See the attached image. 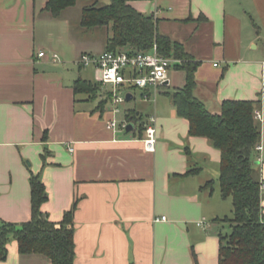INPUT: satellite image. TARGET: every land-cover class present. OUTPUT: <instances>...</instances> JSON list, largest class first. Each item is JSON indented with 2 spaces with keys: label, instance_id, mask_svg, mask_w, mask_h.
I'll return each instance as SVG.
<instances>
[{
  "label": "crops",
  "instance_id": "crops-1",
  "mask_svg": "<svg viewBox=\"0 0 264 264\" xmlns=\"http://www.w3.org/2000/svg\"><path fill=\"white\" fill-rule=\"evenodd\" d=\"M47 1L0 0V222L30 219L33 174L45 186L40 209L50 221L60 223L77 203L74 264H218L219 233L223 219L232 217V203L227 215L226 199L214 190L220 152L207 138L190 136L188 121L173 105L171 96L183 88L185 73L172 68L169 85L157 94L149 91L147 99L140 91V110L122 108L135 101L136 90L127 93L117 113L107 97L110 89L101 96L75 95L74 81L91 82L89 72L100 86L99 71L77 61L83 53L105 50L103 44L91 50L87 37L104 27H81L77 3L52 18L44 11ZM129 4L157 19L158 32L200 63L193 95L208 112L219 114L226 100L264 102V0ZM132 112L134 123L126 119ZM262 112L255 165L264 194ZM150 118L153 152L142 141ZM111 121L115 128L108 127ZM122 122L132 130L122 129ZM207 182L211 188L204 187ZM161 217L166 219L155 221ZM0 264L50 262L20 255L10 239Z\"/></svg>",
  "mask_w": 264,
  "mask_h": 264
},
{
  "label": "trees",
  "instance_id": "trees-1",
  "mask_svg": "<svg viewBox=\"0 0 264 264\" xmlns=\"http://www.w3.org/2000/svg\"><path fill=\"white\" fill-rule=\"evenodd\" d=\"M109 1L108 5L99 6L98 0H94L84 7L80 26L107 28L105 51L148 52L155 45L162 56L180 60L176 68L185 73V84L171 96L176 113L188 121L190 136L207 138L220 152L219 190L222 199H231L232 217L223 219L230 225V234L219 233L218 264H264V207L261 204L264 194L255 165L261 126L254 117L261 101L226 100L219 114L208 112L193 95L195 72L200 63L179 43L158 32L157 19L135 10L129 0ZM76 3L77 0H48L44 11L58 18ZM72 88L75 95L94 97L99 85L78 78ZM107 97L110 98L109 93ZM134 115L129 113L126 119L134 123L137 121ZM29 186L30 219L20 225L0 222V261L5 260L7 244L13 239L20 255H41L50 264H74L72 219L77 203L56 224L41 212L47 193L39 177L32 174ZM204 187L211 188V182Z\"/></svg>",
  "mask_w": 264,
  "mask_h": 264
},
{
  "label": "built area",
  "instance_id": "built-area-1",
  "mask_svg": "<svg viewBox=\"0 0 264 264\" xmlns=\"http://www.w3.org/2000/svg\"><path fill=\"white\" fill-rule=\"evenodd\" d=\"M39 58L44 57V52H39ZM55 61V56L53 57ZM180 60L162 56L154 45L148 52L130 51H102L100 53H83L78 58L80 67H91L100 73V85L110 86V102L112 112L117 113L119 106L125 103L126 94L133 90H140L143 99H147L149 91L157 94L161 89L169 85V72L180 64ZM264 102L261 109L255 110L254 117L257 121L262 120ZM150 124L145 128V136L142 139L146 151L155 150L156 130L153 124L154 119H149ZM115 121H111L108 127L115 128ZM122 129L126 128V122L120 124ZM261 150V145L256 146V151ZM161 217L155 221H164Z\"/></svg>",
  "mask_w": 264,
  "mask_h": 264
},
{
  "label": "rangeland",
  "instance_id": "rangeland-1",
  "mask_svg": "<svg viewBox=\"0 0 264 264\" xmlns=\"http://www.w3.org/2000/svg\"><path fill=\"white\" fill-rule=\"evenodd\" d=\"M93 2H94V0H78V1H77L76 9H77V10H82L84 7H86V6H90L91 4H93ZM109 3H110L109 0H98V5H99V6L108 5ZM89 31H90V32H89V35H88L87 37H88L89 40L91 41V43H90V44H91V50H93V51L95 52L96 50H98V49L100 48V46H102V44H103L104 46H106V43L104 44V40H102V38L105 39V36H104V34H105V30H104V28L102 29V31H104V32H102V33H100V32L94 33V32H91L92 30H89ZM184 36H185L184 33L181 32L179 37H184ZM186 40H187V39H186ZM106 41H107V39H106ZM101 42H102V43H101ZM94 54H95V53H94ZM82 68H83V67H82ZM85 68L88 69L89 67H85ZM85 68H84V69H85ZM88 71H90V70H88ZM171 72H173L172 69L170 70V74H171ZM180 72H182V71H180ZM87 76L90 78V80H91L92 83H97L95 77H93V76H95L94 73H93V71L87 73ZM96 77H97V75H96ZM110 88H111L110 86L102 87V86L100 85V86H99L98 93H97V96H101L102 93H103L105 90L110 89ZM139 92H140V90H136V91H135V101H133V102H131V103H126V104H124V106H123L122 108H134V107H136L137 110L142 109V108H143V104H142L141 101H140ZM122 110H123V109H122ZM118 119H119V118H118ZM214 190H215V192L219 191L218 183H217V182H216V184L214 185ZM222 203H223V207H224V208H225V207L228 208V213H227V215H230V212H231V199L228 198V199H226L225 201H222ZM229 226H230L229 223H226V222H225V223L223 224V226H222V228H221L223 234H230V227H229Z\"/></svg>",
  "mask_w": 264,
  "mask_h": 264
},
{
  "label": "water",
  "instance_id": "water-1",
  "mask_svg": "<svg viewBox=\"0 0 264 264\" xmlns=\"http://www.w3.org/2000/svg\"><path fill=\"white\" fill-rule=\"evenodd\" d=\"M129 98H130V94H126L127 101L129 100ZM132 128H133L132 124L127 125L126 132H129L130 130H132Z\"/></svg>",
  "mask_w": 264,
  "mask_h": 264
}]
</instances>
